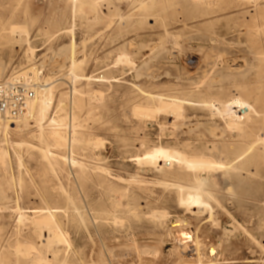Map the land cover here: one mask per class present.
<instances>
[{"label": "rangeland", "instance_id": "374dc122", "mask_svg": "<svg viewBox=\"0 0 264 264\" xmlns=\"http://www.w3.org/2000/svg\"><path fill=\"white\" fill-rule=\"evenodd\" d=\"M261 25L264 0H0V82L37 68L46 114L78 124L64 161L42 158L32 120L0 132V264H196L194 242L173 244L176 219L204 254L217 251L214 264H264ZM159 100L182 116L134 114ZM171 150L222 167L193 172ZM46 208L66 241L49 249L31 223Z\"/></svg>", "mask_w": 264, "mask_h": 264}, {"label": "bare ground", "instance_id": "6f19581e", "mask_svg": "<svg viewBox=\"0 0 264 264\" xmlns=\"http://www.w3.org/2000/svg\"><path fill=\"white\" fill-rule=\"evenodd\" d=\"M74 2H76V0H73ZM210 0H208L209 2ZM213 1V0H212ZM201 2V1H200ZM142 3V2H141ZM84 5H87V6H90L89 9H91V11H94L95 9V5L94 3H88L86 1H81L79 2L78 6L79 7H83ZM141 6V5H140ZM207 6V4H206ZM80 8V10H81ZM264 26V25H263ZM263 26H256V29L257 31H259V33L261 32L263 35H264V29H263ZM24 29V30H23ZM7 31L10 35H16L18 36V34H22L24 33V35H26V31H25V28H22L21 26L19 25H9L7 27ZM164 31V30H163ZM254 33V32H253ZM165 34V33H164ZM22 36V35H21ZM18 41V40H16ZM128 45V44H127ZM25 50V49H24ZM30 52H33V50H29V53ZM209 54V53H208ZM219 58V57H218ZM122 60V58H121ZM216 60V59H215ZM251 60V59H250ZM123 61V60H122ZM124 62H125V59H124ZM71 63V62H70ZM1 66V65H0ZM114 66V65H113ZM215 66V64H214ZM248 66V65H247ZM71 68H69L70 70ZM115 69V68H114ZM214 69V68H213ZM4 70V69H3ZM149 70V69H148ZM147 70V71H148ZM153 70V69H152ZM158 71V70H157ZM210 71V70H209ZM214 71V70H213ZM242 71V70H241ZM247 71H250V70H247ZM226 72V71H225ZM245 72V71H244ZM3 73L2 71V68H0V76L1 74ZM228 73V72H227ZM233 73V72H232ZM239 73V72H238ZM242 73V72H241ZM148 74V73H147ZM201 74V73H200ZM210 74V73H209ZM222 74V73H221ZM224 74V73H223ZM235 74V73H234ZM252 74V73H251ZM69 75H70V72H69ZM240 75V74H239ZM19 77H26L29 78L34 84H37L36 85V90H35V96L34 98L29 102L25 112L20 116L18 117L15 121H12V122H5L3 120H0V132H3V133H10V132H15L17 130H20L21 128H25L28 126V122L29 120H32L35 124V127L36 129L34 130V134L30 135V137H32L33 139H35L38 143H40V145H42L43 147L40 149V152H41V155H42V158H44L45 160H50V159H55V158H60L62 159L63 161L65 160V157L63 158V156H61L58 151L59 150H63V148L65 149L66 147H71L72 145H74V143L77 141L76 139V136L78 135L77 132H76V128L78 126V124H76V117L73 115L72 113V118L70 119V121H72V125H71V129L67 130L64 126V117L60 116V115H47L46 112L51 104V100H52V92H51V87H49V84L48 83H43V77L41 76V74L39 73L38 69L35 68V67H30V68H26L24 71L20 72L18 74ZM207 76V75H206ZM237 76V75H236ZM134 77V76H133ZM229 77L231 78V75L229 74ZM192 78V77H191ZM208 78V76H207ZM220 78V76H219ZM224 78V77H223ZM153 79V78H152ZM203 79V78H202ZM212 79V78H211ZM210 79V80H211ZM205 81V80H204ZM202 81V82H204ZM226 81V80H225ZM72 82V81H71ZM210 82V81H209ZM212 82V81H211ZM223 82V81H222ZM195 83V82H194ZM197 83V82H196ZM227 83V82H226ZM208 84V82H207ZM211 84V83H210ZM75 91V90H73ZM97 93V92H96ZM165 93V92H164ZM102 94V93H101ZM98 96V95H96ZM101 96V95H99ZM149 97V96H148ZM95 98V97H94ZM154 98V96H153ZM62 95L60 94L59 97H58V100H57V104L59 106V108L61 110H63L64 108V104H62ZM70 99V98H69ZM74 99V98H72ZM72 102V105H74L73 107H76V102L75 101H71ZM69 102V103H71ZM152 102V101H151ZM141 106V105H139ZM142 107V106H141ZM134 107L133 108V112L135 115L139 116V118H144V120L148 119L150 117H153V115L155 114H158V113H167V115L169 116H173L175 119L182 116V107L181 105H179L178 103L176 102H173V101H163V100H159L158 101V104L157 105H153V106H146V107ZM69 109V108H68ZM67 115V114H66ZM245 115V114H244ZM70 117V115H69ZM148 122V121H147ZM151 122V121H150ZM70 123V122H69ZM210 123V122H209ZM252 123V122H250ZM152 124V123H151ZM180 124V123H179ZM197 124V123H196ZM183 125V124H181ZM204 125V124H203ZM213 125V124H212ZM228 125V124H227ZM184 126V125H183ZM191 126V125H190ZM164 127V126H163ZM194 127V126H193ZM68 128V127H67ZM204 128V127H203ZM230 129V126L228 127ZM183 132V131H182ZM189 132V131H188ZM209 132V131H208ZM221 133V131H220ZM171 135V134H170ZM261 136V135H260ZM98 139V138H97ZM97 139H94V140H97ZM24 139L21 140L22 143H18L17 145H22V144H26V145H30L29 143L27 142H23ZM101 141V139H100ZM99 141V142H100ZM95 142V141H94ZM102 142V141H101ZM80 143V142H79ZM96 145L98 144L97 142H95ZM94 143V144H95ZM263 143V141H262ZM264 144V143H263ZM95 145V146H96ZM99 145H101L99 143ZM103 145V144H102ZM31 147H33V145H30ZM98 146V145H97ZM101 147V146H100ZM68 148V149H69ZM264 148V147H263ZM257 150V149H256ZM68 151V150H67ZM69 153V152H68ZM237 154V153H236ZM13 155V154H12ZM16 155V154H15ZM170 157L173 158V160H175V162L177 164H183L186 169H189L190 171H193V172H197V173H206L208 172V170H210L211 168H215V167H222V165L220 163H217V162H213V161H210L209 159L207 158H204V157H189L187 156L186 154L184 153H181L179 151H173L171 150L170 153H169ZM3 157H4V154L3 152L1 153L0 152V161L3 160ZM18 157V156H17ZM243 157V156H242ZM19 159V158H18ZM13 160V159H12ZM18 161V160H17ZM136 161H140L139 159L136 160ZM68 163V162H67ZM70 163V162H69ZM72 164H75L74 161H71ZM145 165V164H144ZM67 166V165H66ZM153 166V165H152ZM229 169V168H228ZM233 169V168H232ZM225 170V169H224ZM230 171V170H229ZM118 179V178H117ZM206 178H202L200 177V175L198 177H196V181L198 183V189L202 186L204 180ZM214 180V179H213ZM189 186V185H187ZM190 187V186H189ZM203 188V187H202ZM195 191V190H193ZM205 191V190H204ZM125 192V191H124ZM199 193V192H198ZM208 195V194H207ZM1 194H0V199H1ZM147 202V201H146ZM145 202V203H146ZM56 211V210H55ZM55 211H51V209L49 208H46V210H44L41 215L37 218H34V220L31 222L33 225H35L36 227H39V230H46L44 231V233H47V234H44V240L46 242V249H49L50 247V244L53 241V239H55V242H58L60 243L59 241H61V244L64 243L66 241H64V239L62 238L61 240V233H60V237H59V232H57L58 230V225H57V222L55 220ZM64 213H65V210H64ZM18 215V214H17ZM20 216V215H18ZM160 216V215H159ZM164 217V215H161ZM159 218V217H158ZM21 220V219H20ZM177 221V222H176ZM176 221L171 224L170 226V230L169 233L172 235L173 237V244L176 246L175 248L178 249V246H182L183 244H179V241L181 239H186V241H184V243L186 242H194V244L196 245V261L198 264H214L215 261L217 260L216 257H217V251L212 248V247H209L208 249H206V253L204 254V248L202 247V244L201 243H198V240L196 239V236L194 235V237L192 238L191 240V237L189 238V236L186 235V232H182V231H177L178 228H182L183 229V226L185 225H182L183 223H178L180 222L179 220L176 219ZM117 223V222H116ZM72 224V223H71ZM62 227V226H61ZM60 228V227H59ZM73 229V228H72ZM181 229V230H182ZM188 229V228H187ZM187 229H183V230H186ZM61 230V228H60ZM59 230V231H60ZM176 230V231H175ZM62 232V231H60ZM188 234H189V231H187ZM39 235V234H38ZM63 235V234H62ZM191 235V234H190ZM40 237H42V234H40ZM40 241V240H39ZM54 242V244H55ZM181 243V242H180ZM183 243V242H182ZM185 243V244H186ZM190 243V244H191ZM53 244V243H52ZM68 244V243H67ZM66 244V245H67ZM184 244V246H185ZM193 244V245H194ZM31 245V244H30ZM110 245V244H109ZM183 246V247H184ZM20 247V246H19ZM32 247V245H31ZM113 247V246H112ZM186 247V246H185ZM52 248V247H51ZM107 248V247H106ZM109 248V247H108ZM181 248V247H180ZM207 248V247H206ZM16 249V248H14ZM26 249V247H25ZM30 247L28 246L27 248V252H29L30 250ZM34 249V247H33ZM59 249V248H58ZM102 249V248H101ZM190 249V248H189ZM192 249V248H191ZM194 249V247H193ZM18 250V249H17ZM52 250V249H51ZM105 250V249H104ZM102 250V251H104ZM187 250V249H186ZM15 251V250H14ZM19 251V250H18ZM24 252H26V250H23ZM22 251V252H23ZM47 251V250H46ZM62 251V250H61ZM60 251V252H61ZM108 251H110V249H108ZM184 251V250H183ZM191 251V250H190ZM201 251V252H200ZM99 252V251H98ZM97 252V253H98ZM111 252V251H110ZM182 252V250H181ZM195 252V251H194ZM17 253V252H16ZM21 253V251H20ZM50 253V252H49ZM105 253V252H104ZM109 253V252H108ZM203 253V254H202ZM113 254V253H111ZM202 254V255H201ZM100 256L102 254H99ZM58 256V251H56L55 249L53 251H51V258L52 259H55L57 258ZM98 256L97 259L100 257ZM106 256L103 258V260H106ZM181 256V255H180ZM60 257V256H59ZM58 257V258H59ZM108 258V257H107ZM182 258V257H181ZM191 258V257H190ZM194 259V258H192ZM191 259V260H192ZM99 260H101L100 258L98 259V262ZM102 260V261H103ZM100 261V262H102ZM184 262V260H182ZM188 261V260H187ZM46 263V259L43 258V257H40V259L38 258L37 261H35L34 263L35 264H42V263ZM85 262V261H84ZM181 262V261H180ZM178 262V263H180ZM97 263V262H96ZM196 263V262H195ZM196 263V264H197ZM47 264V263H46ZM49 264V263H48ZM103 264V262H102ZM106 264V263H105ZM181 264V263H180ZM186 264V263H185Z\"/></svg>", "mask_w": 264, "mask_h": 264}, {"label": "built area", "instance_id": "2783aa9c", "mask_svg": "<svg viewBox=\"0 0 264 264\" xmlns=\"http://www.w3.org/2000/svg\"><path fill=\"white\" fill-rule=\"evenodd\" d=\"M36 85L18 74L0 82V120L12 122L20 117L34 98Z\"/></svg>", "mask_w": 264, "mask_h": 264}]
</instances>
